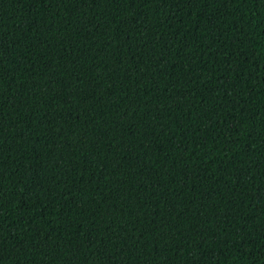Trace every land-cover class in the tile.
Listing matches in <instances>:
<instances>
[{
  "label": "trees",
  "instance_id": "1",
  "mask_svg": "<svg viewBox=\"0 0 264 264\" xmlns=\"http://www.w3.org/2000/svg\"><path fill=\"white\" fill-rule=\"evenodd\" d=\"M0 264H264V0H0Z\"/></svg>",
  "mask_w": 264,
  "mask_h": 264
}]
</instances>
